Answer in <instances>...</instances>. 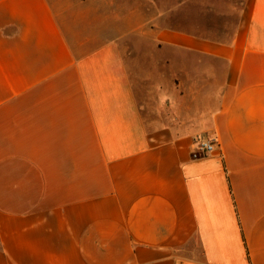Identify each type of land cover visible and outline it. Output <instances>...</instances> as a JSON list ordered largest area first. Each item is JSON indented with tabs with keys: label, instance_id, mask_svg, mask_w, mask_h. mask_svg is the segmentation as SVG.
I'll list each match as a JSON object with an SVG mask.
<instances>
[{
	"label": "crops",
	"instance_id": "0c3cea01",
	"mask_svg": "<svg viewBox=\"0 0 264 264\" xmlns=\"http://www.w3.org/2000/svg\"><path fill=\"white\" fill-rule=\"evenodd\" d=\"M97 5L0 0V264H264V0L225 41Z\"/></svg>",
	"mask_w": 264,
	"mask_h": 264
},
{
	"label": "rangeland",
	"instance_id": "374dc122",
	"mask_svg": "<svg viewBox=\"0 0 264 264\" xmlns=\"http://www.w3.org/2000/svg\"><path fill=\"white\" fill-rule=\"evenodd\" d=\"M248 0H99L92 7L104 19L106 32L141 25L182 29L203 37L228 40ZM128 39V36H127Z\"/></svg>",
	"mask_w": 264,
	"mask_h": 264
},
{
	"label": "built area",
	"instance_id": "2783aa9c",
	"mask_svg": "<svg viewBox=\"0 0 264 264\" xmlns=\"http://www.w3.org/2000/svg\"><path fill=\"white\" fill-rule=\"evenodd\" d=\"M217 146H218V140L216 137L199 139L197 141V148L194 151L193 155L195 157H199V156L204 155L206 153H211V152L215 151Z\"/></svg>",
	"mask_w": 264,
	"mask_h": 264
},
{
	"label": "trees",
	"instance_id": "16d2710c",
	"mask_svg": "<svg viewBox=\"0 0 264 264\" xmlns=\"http://www.w3.org/2000/svg\"><path fill=\"white\" fill-rule=\"evenodd\" d=\"M172 29H174V30H181V31H185V30H182V29H176V28H172ZM185 32H187V31H185ZM190 33V32H189ZM192 34H195V33H192ZM195 35H198V34H195Z\"/></svg>",
	"mask_w": 264,
	"mask_h": 264
}]
</instances>
